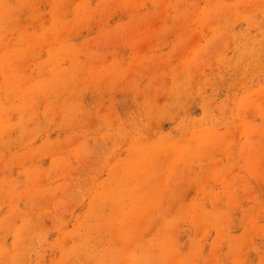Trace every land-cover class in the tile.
I'll return each mask as SVG.
<instances>
[{
    "label": "rangeland",
    "instance_id": "374dc122",
    "mask_svg": "<svg viewBox=\"0 0 264 264\" xmlns=\"http://www.w3.org/2000/svg\"><path fill=\"white\" fill-rule=\"evenodd\" d=\"M0 264H264V0H0Z\"/></svg>",
    "mask_w": 264,
    "mask_h": 264
}]
</instances>
